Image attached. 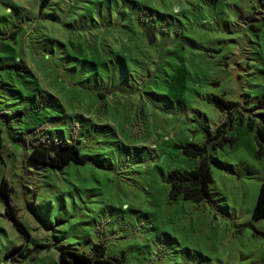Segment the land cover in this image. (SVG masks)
Masks as SVG:
<instances>
[{"label":"rangeland","instance_id":"1","mask_svg":"<svg viewBox=\"0 0 264 264\" xmlns=\"http://www.w3.org/2000/svg\"><path fill=\"white\" fill-rule=\"evenodd\" d=\"M44 1L0 0V182L28 233L0 195V264L99 242L121 264H264V0ZM70 142L87 164L29 161ZM191 145L212 173L203 204L169 197Z\"/></svg>","mask_w":264,"mask_h":264},{"label":"trees","instance_id":"2","mask_svg":"<svg viewBox=\"0 0 264 264\" xmlns=\"http://www.w3.org/2000/svg\"><path fill=\"white\" fill-rule=\"evenodd\" d=\"M47 1L45 0L43 3H47ZM2 69L0 66V79ZM215 102L217 109L222 113L230 111L232 115L239 108L238 103L226 102L221 99H215ZM258 138L261 139V135ZM257 145L259 147L257 157L261 158L264 156V151L260 141H257ZM184 153L189 157L199 158V164L190 171L172 169L169 172L167 178L170 185L169 197L175 200L181 196L185 201L203 204L210 196V185L213 182L207 152L205 147L191 145L185 149ZM29 161L34 166L56 170L64 169L71 163L76 165L87 164L86 159L81 155L80 148L74 142L60 145L56 149H51L44 144H35L31 148ZM0 195L6 204L5 214L7 218L11 220L21 234L28 235L25 227L17 217L15 206L11 200V189L4 178L0 182ZM252 219H264V182L260 186L252 211ZM23 252L24 250L20 247H13L5 253V259L10 262L16 261L19 256L23 255ZM58 261L60 264H121L119 260L106 256L105 247L101 242L94 244L90 253L75 249H64L60 252Z\"/></svg>","mask_w":264,"mask_h":264},{"label":"water","instance_id":"3","mask_svg":"<svg viewBox=\"0 0 264 264\" xmlns=\"http://www.w3.org/2000/svg\"><path fill=\"white\" fill-rule=\"evenodd\" d=\"M146 37L149 43L153 42V38L149 33H146Z\"/></svg>","mask_w":264,"mask_h":264}]
</instances>
